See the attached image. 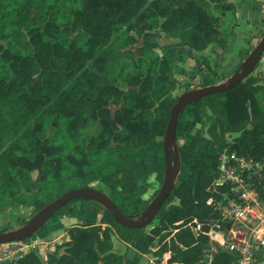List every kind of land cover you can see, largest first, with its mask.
I'll return each instance as SVG.
<instances>
[{"label":"trees","instance_id":"trees-1","mask_svg":"<svg viewBox=\"0 0 264 264\" xmlns=\"http://www.w3.org/2000/svg\"><path fill=\"white\" fill-rule=\"evenodd\" d=\"M226 1L210 0L221 13L233 9ZM178 2L0 0V213L8 207L37 212L71 189L101 185L122 214L142 215L158 193L145 198L149 179L163 180L162 141L176 101L170 93L179 77L190 78L178 67L181 48L200 53L226 46L205 3ZM161 35L179 42L160 45ZM203 75L194 89L214 85ZM206 111L215 138L200 137L192 150L186 143ZM92 122L97 130L87 133ZM227 134L236 136L228 140ZM176 143L179 173L155 225L122 227L99 204L74 199L58 212L79 219L92 203L100 207L97 224L66 228L69 240L48 253L45 264L125 263L111 237L128 244L136 232L142 253L196 264L210 244L204 234L194 237L190 225L196 220L206 232L218 217V194L209 188L219 156L264 158V77L251 73L231 90L187 105L177 118ZM233 261L224 250L212 253L211 264ZM16 264L43 263L30 251Z\"/></svg>","mask_w":264,"mask_h":264},{"label":"rangeland","instance_id":"rangeland-1","mask_svg":"<svg viewBox=\"0 0 264 264\" xmlns=\"http://www.w3.org/2000/svg\"><path fill=\"white\" fill-rule=\"evenodd\" d=\"M168 1L173 5H177L179 3V0ZM196 1L205 3L206 9L214 17L219 19V28L222 36L226 40V46L224 48H220L215 45H209L200 53L192 52L186 48H181L182 60L178 63V67L183 68L186 72H188L190 78H186L185 76L178 78V84L170 93V98L173 100H176L178 96L185 92L186 87L194 89V87L202 80V77L204 76L203 74L205 73L210 75V80L214 83V85H226L228 79L240 71L241 64L247 56L246 54L253 50L264 35V7L261 0H227L226 3L233 4V9L224 13H221L220 8L215 3L210 2V0ZM178 42V40L165 35H161L159 38L160 45L171 44L176 46ZM198 64H201L200 66L202 70L197 68ZM252 76L254 78L264 77V53L261 60L255 66ZM186 82H189V84L185 85ZM96 130L97 124L94 122L89 123L86 127L87 133H94ZM192 136L193 137H191L189 142L186 143V147H189L192 150L199 143L200 137L208 140L215 138V131L211 127V120L208 111L204 113V117H202L201 121L196 123L194 126ZM235 136V134L226 135L228 140H231ZM31 176L34 177L35 173H31ZM149 183L150 187L145 195L146 199H151L154 191L159 190L161 187V185H159L153 177L149 179ZM96 188L105 191V188L101 185H97ZM23 195L26 197L29 196L25 193ZM77 205L79 206V204ZM35 213L36 212H33V209L31 208H5L4 211L0 213V230L10 231V229L21 227L23 221H28ZM91 213H94V208L86 209L87 216ZM51 218L36 234L44 233L48 230L47 226L52 221ZM139 218L140 216L135 217L137 220ZM85 221L86 220L84 219L79 220L81 223ZM155 224L156 219L152 221V225ZM152 225L146 226L145 230H149ZM63 231L65 230L60 229L54 236L59 237ZM60 242H63L62 237L60 238ZM58 246L60 245H55L53 250H55ZM53 250H50V252H54ZM115 250L119 251L118 249ZM46 256V251L40 255V261L43 264L46 262ZM146 258L152 260L153 263L159 264V261H155V259L148 255H146L144 259L142 258L143 260H141V263H144Z\"/></svg>","mask_w":264,"mask_h":264},{"label":"built area","instance_id":"built-area-1","mask_svg":"<svg viewBox=\"0 0 264 264\" xmlns=\"http://www.w3.org/2000/svg\"><path fill=\"white\" fill-rule=\"evenodd\" d=\"M217 172L209 188L218 194L213 204L218 216L215 223L206 232H202L196 220L190 225L194 237L204 234L210 244L196 264H211L216 249L233 254L232 264H257L258 253L264 249V158L254 160L223 152L218 158ZM218 187L225 191L218 192ZM32 237L0 243V264H13L30 251L36 253L37 240ZM163 255L168 257L162 264H182L168 263L170 254Z\"/></svg>","mask_w":264,"mask_h":264},{"label":"water","instance_id":"water-1","mask_svg":"<svg viewBox=\"0 0 264 264\" xmlns=\"http://www.w3.org/2000/svg\"><path fill=\"white\" fill-rule=\"evenodd\" d=\"M261 1L264 7V0ZM263 53L264 35L261 41L246 56L241 64L240 71L232 75L228 79L226 85H210L190 89L177 97L175 103L170 109L169 119L162 141L164 152V173L162 184L157 195L147 205L138 220L135 218H128L122 214L102 190L93 187L76 188L65 192L62 196L44 206L20 228L12 231H1L0 243L21 241L31 238L47 223L51 217L55 215L56 212L74 199H85L99 204L101 207L108 210L112 214L115 222L122 227L137 230L148 226L157 215L163 202L172 194L179 173V156L176 144V126L178 115L187 105L198 102L205 96L228 91L234 88L253 72L255 66L261 60Z\"/></svg>","mask_w":264,"mask_h":264},{"label":"crops","instance_id":"crops-1","mask_svg":"<svg viewBox=\"0 0 264 264\" xmlns=\"http://www.w3.org/2000/svg\"><path fill=\"white\" fill-rule=\"evenodd\" d=\"M93 205H95V204L88 203L87 207L89 209L94 208V213H91L88 216L86 215V213L81 214L79 219L67 217V216L63 215L61 212L56 213L51 218L52 221L51 222L49 221L50 223L47 226L48 230L44 233L35 234L32 237V239L37 240L36 252H37L38 258L40 259V255H42L44 253V251H46L47 254L51 253L50 250H53V247L55 245H62L63 243H65L69 240L68 235L66 234L65 231H63V233L60 234L59 237L54 236L58 233V231L60 229L65 230L66 228L72 227L76 224H81V222H79L80 219L86 220L85 222H87L89 224H97V221L99 218V215H98L99 210L98 209H100V208H97V207H99L97 205H95V206H93ZM18 228H20V227L10 229V231L16 230ZM61 237L63 239L62 243L60 242ZM111 244H112V249L115 253L121 255L124 258L129 259L127 262L122 263V264H155L152 262V260H149L147 258L145 259L146 261H144V263H141V260H143L146 255L151 256L153 259H155V261H159V264H162L165 261L166 257H168L167 255H162V257L160 259H158L156 256H154L151 253H148V254L142 253V250L140 247V242H139L138 232H136L133 235L132 240L128 244L120 242L117 239V237L113 235L111 237ZM156 248H157V245H155L152 249L154 250ZM115 249H118L119 251H117ZM62 250L63 249L60 250V253L62 252ZM13 264H16V263H13ZM99 264H103V263L100 262ZM257 264H264V249L258 253Z\"/></svg>","mask_w":264,"mask_h":264}]
</instances>
